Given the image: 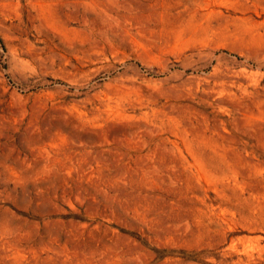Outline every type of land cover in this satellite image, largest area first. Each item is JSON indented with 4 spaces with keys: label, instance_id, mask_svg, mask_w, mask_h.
<instances>
[{
    "label": "rangeland",
    "instance_id": "obj_1",
    "mask_svg": "<svg viewBox=\"0 0 264 264\" xmlns=\"http://www.w3.org/2000/svg\"><path fill=\"white\" fill-rule=\"evenodd\" d=\"M0 264H264V0H0Z\"/></svg>",
    "mask_w": 264,
    "mask_h": 264
}]
</instances>
